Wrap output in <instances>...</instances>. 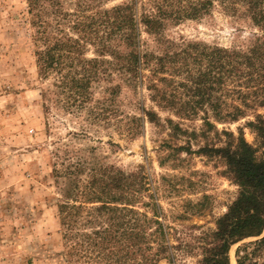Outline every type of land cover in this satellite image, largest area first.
Segmentation results:
<instances>
[{"label": "rangeland", "instance_id": "1", "mask_svg": "<svg viewBox=\"0 0 264 264\" xmlns=\"http://www.w3.org/2000/svg\"><path fill=\"white\" fill-rule=\"evenodd\" d=\"M151 1L139 0V15L152 11ZM63 2L66 10L74 11L73 0ZM130 2L106 0L102 6L111 9ZM140 30L143 51L171 57L187 48L195 55L212 48L244 51L262 35L243 12L225 11L216 0L210 11L197 19L169 20L161 46L144 28ZM35 51L27 0H0V264H67L58 212L63 201L61 185L53 176L56 153L63 157L66 144L70 150L93 148L109 166L127 174H142L146 190L135 210L151 219L155 217L151 205L159 206L157 219L167 229L170 247L171 259L161 256L151 264H201L211 243L209 235L237 198L239 188L230 179L223 159L204 155L199 149L224 146L228 141L225 133L236 138L241 135L258 146L249 124L257 115L264 116L259 104L262 97L244 101L233 92L239 89L238 84L228 82L231 93L221 97V92H213L211 102L195 112L188 109L191 118H186L185 112L181 115L159 108L151 86L171 93L187 83V75L195 76L199 67L191 59L181 70L169 65L155 77L152 67L144 68L142 78L130 86L113 71L109 82L101 79L90 89L91 99L97 101L114 97L109 92L103 94L104 90L120 87L113 106L109 105V120L89 126L88 109L78 110L75 104L79 103L74 104V98L55 86L58 75H39ZM86 57L95 58L93 48H88ZM178 92L184 93V89ZM219 104L220 108H215ZM145 111H155L160 124L149 122ZM168 119L189 134L175 136ZM263 237L264 233L234 245L229 252L231 264H237L241 249L248 246L252 252V244ZM263 261L264 248L247 264Z\"/></svg>", "mask_w": 264, "mask_h": 264}, {"label": "trees", "instance_id": "2", "mask_svg": "<svg viewBox=\"0 0 264 264\" xmlns=\"http://www.w3.org/2000/svg\"><path fill=\"white\" fill-rule=\"evenodd\" d=\"M73 1L75 9L70 12L63 0H27L29 24L33 29L39 75L45 78L50 73L58 75L55 86L74 98V104L79 103L75 104L78 110L88 109L89 126L109 120V105L114 104L120 89L115 86L104 90L103 94L109 92L114 97L93 101L92 83L101 79L109 82L113 71H117L130 86L142 78L144 68L152 67L155 77L166 72L169 65L181 70L190 59L199 67L195 76L188 74L187 83L178 87L184 93L176 88L168 93L167 88L151 86L153 101L159 108L181 115L185 112L183 116L191 118L187 110L194 111L211 102L213 92H221V97L225 92L231 93L228 82L238 84L239 89L233 92L244 101L248 97L256 100L262 97L259 104L264 107V0H216L225 11L243 12L261 31L262 35L246 50L212 48L195 55L187 48L172 57L168 53L157 56L143 51L140 29L144 28L161 46L160 38L169 20L204 16L214 6V0H152V11L140 15L139 0L111 9L103 8L106 0ZM90 47L95 58L88 59L86 52ZM176 63L181 65L176 67ZM89 102L93 106L88 108ZM144 115L149 122L160 124L155 111H145ZM167 123L175 136L189 134L171 119ZM206 124L213 128L209 122ZM249 126L257 135L258 146L249 144L241 135L236 138L225 133L228 141L224 146L199 149L204 155L223 159L230 179L239 188L237 198L216 221L201 264H231L229 252L234 245L264 233V116L257 115ZM63 146V157L56 153L53 176L61 185L63 201L58 212L67 249L66 263L151 264L161 256L171 259L167 229L157 219L159 206L151 205L155 212L151 219L135 210L146 190L142 174H127L109 166L93 148L70 150L69 145ZM252 247V252L245 246L237 253V264H247L262 251L264 237Z\"/></svg>", "mask_w": 264, "mask_h": 264}]
</instances>
